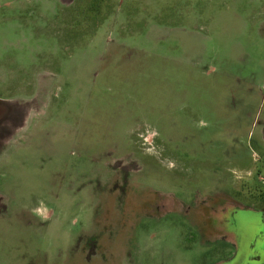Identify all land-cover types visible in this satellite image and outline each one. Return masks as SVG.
Returning <instances> with one entry per match:
<instances>
[{
    "label": "rangeland",
    "instance_id": "374dc122",
    "mask_svg": "<svg viewBox=\"0 0 264 264\" xmlns=\"http://www.w3.org/2000/svg\"><path fill=\"white\" fill-rule=\"evenodd\" d=\"M261 248L264 0H0V264Z\"/></svg>",
    "mask_w": 264,
    "mask_h": 264
},
{
    "label": "flooded vegetation",
    "instance_id": "af4514ba",
    "mask_svg": "<svg viewBox=\"0 0 264 264\" xmlns=\"http://www.w3.org/2000/svg\"><path fill=\"white\" fill-rule=\"evenodd\" d=\"M244 224H250L249 228H248V232H249V236L247 237V239L245 240V242L251 243V247H254L255 245L253 244L255 242V239L253 237H255V226L252 223V220H249V222L244 221ZM254 227V228H253ZM253 228V229H252ZM252 239V240H251ZM261 252L258 255H252L249 256V258L246 260H243L245 258L246 255L243 256H239L238 255V249L236 250L237 252L234 254V256L231 257L230 261L232 260L233 262H235V264H264V249L261 248Z\"/></svg>",
    "mask_w": 264,
    "mask_h": 264
}]
</instances>
